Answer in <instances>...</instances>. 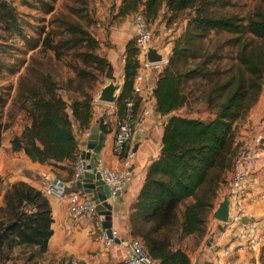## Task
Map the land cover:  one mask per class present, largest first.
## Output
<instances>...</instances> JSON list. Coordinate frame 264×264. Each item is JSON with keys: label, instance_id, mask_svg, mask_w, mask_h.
Masks as SVG:
<instances>
[{"label": "trees", "instance_id": "16d2710c", "mask_svg": "<svg viewBox=\"0 0 264 264\" xmlns=\"http://www.w3.org/2000/svg\"><path fill=\"white\" fill-rule=\"evenodd\" d=\"M161 1L144 3L141 14L147 25L158 16V2ZM174 1H166L165 14L170 17L169 23L180 16L194 22H209L192 10L187 12V17L184 16L183 8L173 6ZM202 1L196 0V3L200 5ZM129 4V0L124 1L120 15L138 11V5L129 7ZM249 27L258 34H264V9L260 5L256 6L254 16L249 19ZM72 29L78 33L80 41L88 46L96 45V39L78 24H72ZM182 37L177 39L174 53L178 52ZM246 47L243 43L239 50L242 68L232 92L225 101L219 96L216 110H213V99L207 102V107L214 112L213 117L190 115L189 99L181 90L182 76L174 69L173 60L162 68L156 86L151 90L153 112L170 116L164 125L160 155L149 167L137 202L131 208L130 233L142 241L148 254L158 259L160 264H191L183 246L184 240L190 234L197 237L205 234L209 213L214 208V200L223 181L220 166L230 170L231 174L239 155L240 150L237 153L233 142V122L238 116L232 112V105L240 111L243 102L237 99L248 90L251 100L244 109L250 107L260 94L261 84L249 82V76L263 78L264 74V63L257 61ZM123 57L124 83L118 101V117L134 119L142 103L141 96L134 91L135 78L142 63L135 39L127 42ZM103 62L112 72V64ZM190 75L187 74L188 77ZM57 88L54 83L37 84L32 88V93L25 98L26 103L31 95L33 98L23 105L27 124L11 143L14 150L24 151L34 162L50 165L56 175L59 169L68 170L70 180L75 184L73 176L80 158V140L75 126L85 132L91 128L94 98L82 92L83 99L67 102L56 97ZM129 102L131 106H128ZM5 103L0 90V136L5 129ZM183 108H187V114L175 113ZM125 152L126 147L121 149L120 155L124 157ZM3 181L0 176V194ZM52 222L50 202L42 190L22 181L9 185L0 204V264L15 260L17 248H23L24 254L28 253L27 262L45 253L52 234ZM53 264H62V260Z\"/></svg>", "mask_w": 264, "mask_h": 264}, {"label": "rangeland", "instance_id": "374dc122", "mask_svg": "<svg viewBox=\"0 0 264 264\" xmlns=\"http://www.w3.org/2000/svg\"><path fill=\"white\" fill-rule=\"evenodd\" d=\"M124 1L0 0V90L6 100L3 108L5 129L0 136V148L7 138H10L11 143L13 137L20 135L27 124L23 105L33 98L31 95L26 103V96L32 93V88L37 84L54 83L58 87L56 97L67 102L83 99L81 93L86 92L85 96L93 97L94 103L102 87L110 82V75L118 71L127 42L136 40L134 16L141 14L144 3L148 0H129V7L138 5V11L120 15V7ZM166 1L158 2V16L151 24L148 23L152 41L165 59L159 64V68L162 69L173 60L174 69L182 76L181 82L200 80L202 84H191L190 81V85L208 86L211 92L207 97V91L205 95L196 92L199 96L195 95L194 100L184 93L189 99L192 117H213L214 112L207 107V102L210 98L213 99V110H216L215 104L218 105L219 96L225 101V97L232 92L242 68L239 59L242 44L246 43L247 51L257 61L264 63V34H258L249 27V19L254 16L256 6L260 5L264 9V0H203L200 5L196 0H175L173 6L182 7L184 16L187 17V12L192 10L209 22H194L180 16L172 23L168 22L170 17L165 14ZM72 24H78L87 30L96 39V45L88 46L80 41ZM181 36L179 50L174 53V46ZM103 60L112 64V72L108 71ZM157 69H153L152 73L156 74ZM187 74H191L192 78ZM249 82H258L261 90L250 107L244 109L251 100L248 90L237 99L243 102L240 111H236V106L232 105V112L236 113L235 117L238 116L234 117L233 122V142L237 153L252 141L259 123L264 120V74L263 78L250 75ZM202 96L206 98L205 102L202 100L203 104H198ZM68 110L71 111L70 108ZM175 113L187 114V108ZM13 128H18V132H14ZM261 148L263 152L264 145ZM12 149L14 150L13 145ZM262 167L260 162L251 173L247 188L250 178L258 175L264 191ZM220 169L223 181L220 182L214 208L208 216L211 220H216L214 224L222 226L220 231L212 226L216 233L214 237H218L221 231H226L223 222L216 219L213 213L228 195L230 170H224L221 166ZM4 186L3 181L1 188L4 189ZM261 219L254 218V221ZM228 234L230 238L226 247L232 243L231 233ZM23 251V248H17L14 253L16 259L4 264H42L44 253L27 262L28 253L24 254ZM250 253V264H264V245L258 251Z\"/></svg>", "mask_w": 264, "mask_h": 264}, {"label": "crops", "instance_id": "0c3cea01", "mask_svg": "<svg viewBox=\"0 0 264 264\" xmlns=\"http://www.w3.org/2000/svg\"><path fill=\"white\" fill-rule=\"evenodd\" d=\"M154 67L148 69H140V73L144 75L146 86L154 90L156 81L162 69L156 70V74L152 73ZM124 57L119 62L118 71L114 75L124 83ZM155 72V71H154ZM152 75V76H151ZM189 78H192L190 75ZM152 79V80H151ZM191 84H202L200 80H186L182 81L181 90L186 92L194 100L201 92L206 97L209 94V88L199 85L194 86ZM200 99L198 104H203L206 98ZM203 100V101H202ZM144 103H141L136 110L139 114L144 108ZM109 110H114L118 114L119 106L118 101L113 104L95 102L94 100V119L92 126L97 120L106 114L105 119L108 125V132L105 135L103 147L100 151V159L104 164L114 169H122L125 167L124 157L120 155L121 148L115 145V117L110 115ZM168 115H162L156 111L145 120V130L140 135L136 136L133 140V147L136 152L135 159L130 166L131 179L128 182L125 190L121 193V202L116 205L119 206V211L115 213L112 218V229L118 231L122 245H117L109 250L105 248L101 239L102 220L98 212L94 214H87L77 220H69L67 210V196L63 199L48 196L51 211H52V234L48 241L47 251L42 258V264H53L66 257L77 258L84 261L86 264H101L103 262L119 261L126 255V242L133 238L130 233V215L131 208L137 202L138 195L144 185L147 177L149 167L152 162L160 155L162 148V138L164 125L167 122ZM76 124H74L75 126ZM91 129V128H90ZM14 132H18V128H13ZM75 132L80 140V157L85 150L84 142L88 138L85 137V131H81L75 126ZM0 148V176L4 180V189L1 190L0 204H2L3 195L7 187L15 182H26L41 190V181L46 174H50L56 178H60L64 182L67 192L81 191L82 188L76 187L70 180L68 170H57L56 175L52 171V167L47 164L34 162L28 157L24 151H14L10 143V138L4 140ZM7 151V152H6ZM87 163L90 160H86ZM261 165H263L261 172L264 173V151L261 152ZM248 188L242 194V208L245 214V221L254 220V218H262L264 220V191L261 188V181L258 175H253ZM236 210L233 203H230V214ZM215 212V210H214ZM213 212V213H214ZM210 220V223H209ZM216 221V220H214ZM208 217L206 232L203 236L197 237L190 234L183 243L186 248L191 264H250V249H237L233 250L228 255H224L223 251L226 247V242L230 238L229 232L221 231L218 237L212 228L216 227L220 231L218 223ZM71 224V228H67V224ZM232 237V236H231ZM238 243H231V246H237ZM254 252V251H252Z\"/></svg>", "mask_w": 264, "mask_h": 264}, {"label": "built area", "instance_id": "2783aa9c", "mask_svg": "<svg viewBox=\"0 0 264 264\" xmlns=\"http://www.w3.org/2000/svg\"><path fill=\"white\" fill-rule=\"evenodd\" d=\"M134 22L137 26L136 44L140 51L141 67L140 69H148L158 67V65H150L146 59V52L152 42V32L148 27L146 20L142 14L134 16ZM134 91L141 96L144 103L142 111L136 115L134 119L130 117H118L114 110H109L110 115H114L115 119V145L123 149L126 147L124 155L125 167L122 169H114L104 164L103 160H99L98 170L101 172L102 179L108 185L111 196L115 198L116 193H122L131 179L130 166L132 165L136 152L133 147V140L145 130V120L153 113L151 89L145 84V78L142 73H138L134 82ZM132 103L129 102L128 106ZM90 129L85 132V137L90 135ZM264 145V120L259 123L257 131L252 137V141L241 148L239 155L235 161L233 170L228 181L227 198L230 203L236 207L235 212L230 214L227 222H223V227L231 233L232 243H238L237 246L231 244L224 248L223 254L228 255L235 248L250 249L254 252L258 251L264 245V220L245 221V214L242 208V194L247 189L248 178L251 173L260 165L262 146ZM87 164V162H86ZM85 163L81 157L76 162L73 176V182L86 171ZM56 177L46 174L41 181V190L49 196L65 198L67 196V210L69 220H77L87 214H94L97 211L98 204L95 200L88 197L81 191L67 192L65 186L55 182ZM67 228H71V224H67ZM111 236L106 229L101 230V239L105 248L108 250L114 246L122 245L119 233L115 229H111ZM119 240V242H117ZM126 255L119 261L103 262L101 264H160L158 259L151 257L145 250L142 241L139 238H131L126 242ZM62 264H86L77 258L66 257L62 259Z\"/></svg>", "mask_w": 264, "mask_h": 264}, {"label": "water", "instance_id": "95a60500", "mask_svg": "<svg viewBox=\"0 0 264 264\" xmlns=\"http://www.w3.org/2000/svg\"><path fill=\"white\" fill-rule=\"evenodd\" d=\"M146 59L150 65H159L165 61L164 55L158 50L154 41L148 47ZM110 79V82L104 85L96 96L95 102L113 104L119 101L123 83L114 74L110 75ZM106 117L107 115L103 114L97 120L96 124L90 129L91 134L88 136L87 141L83 143L85 150L81 154V159H83L87 170L75 181V185L78 188H82L88 197L96 201L98 204L97 212L102 220V227L111 236L112 218L120 209L116 204L121 202V193L117 192L115 198H113L110 188L104 182L101 172L98 170L100 151L103 147L105 135L108 132V125L105 122ZM86 160H90V162L86 164ZM55 182L62 186L64 185V182L59 178H56ZM214 217L221 222L229 220L230 202L228 199L219 204V207L214 212ZM219 229H222L221 225H219Z\"/></svg>", "mask_w": 264, "mask_h": 264}, {"label": "bare ground", "instance_id": "6f19581e", "mask_svg": "<svg viewBox=\"0 0 264 264\" xmlns=\"http://www.w3.org/2000/svg\"><path fill=\"white\" fill-rule=\"evenodd\" d=\"M97 212V211H96Z\"/></svg>", "mask_w": 264, "mask_h": 264}]
</instances>
